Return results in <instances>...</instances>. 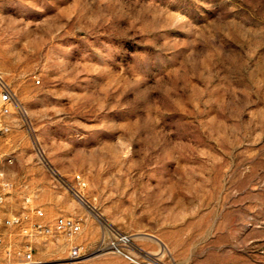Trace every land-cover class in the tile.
<instances>
[{
    "label": "rangeland",
    "instance_id": "1",
    "mask_svg": "<svg viewBox=\"0 0 264 264\" xmlns=\"http://www.w3.org/2000/svg\"><path fill=\"white\" fill-rule=\"evenodd\" d=\"M3 89L2 213L81 231L0 264H264V0H0Z\"/></svg>",
    "mask_w": 264,
    "mask_h": 264
},
{
    "label": "built area",
    "instance_id": "2",
    "mask_svg": "<svg viewBox=\"0 0 264 264\" xmlns=\"http://www.w3.org/2000/svg\"><path fill=\"white\" fill-rule=\"evenodd\" d=\"M9 100H11V94L7 89H3L0 94V102L2 106V112L8 111L5 105ZM0 123V130H6ZM11 192V183L0 182V246H5L7 244L6 240V230L8 228H18L22 235L27 237L34 236H56L57 234H64L69 237H73L81 231V224L69 217L59 216L52 223H45L40 220L32 219L29 214L15 213L4 215L2 213V208L6 206L8 197ZM33 213L39 218L44 215V211L41 208H33ZM132 235L125 232H116L112 239L109 240L108 246L114 252L120 254L128 261L134 264H166L156 258L152 257H139L130 251L133 244ZM10 245L7 247V253ZM82 247L79 245H72L69 251V259L75 261L79 259L82 254ZM33 248L30 245H25V250L21 255V260L19 263H4V264H33L35 262L33 256Z\"/></svg>",
    "mask_w": 264,
    "mask_h": 264
}]
</instances>
